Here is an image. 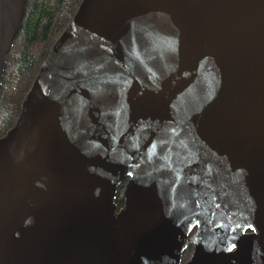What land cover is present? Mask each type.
Instances as JSON below:
<instances>
[{
  "label": "water",
  "instance_id": "1",
  "mask_svg": "<svg viewBox=\"0 0 264 264\" xmlns=\"http://www.w3.org/2000/svg\"><path fill=\"white\" fill-rule=\"evenodd\" d=\"M0 264H264V0H82L0 137Z\"/></svg>",
  "mask_w": 264,
  "mask_h": 264
},
{
  "label": "trees",
  "instance_id": "2",
  "mask_svg": "<svg viewBox=\"0 0 264 264\" xmlns=\"http://www.w3.org/2000/svg\"><path fill=\"white\" fill-rule=\"evenodd\" d=\"M81 2L82 0H28L22 28L8 55L4 74L0 94V137L15 126L23 101L42 64ZM116 203L119 210L124 205V197L120 192ZM191 252L190 247L182 262L189 258Z\"/></svg>",
  "mask_w": 264,
  "mask_h": 264
},
{
  "label": "flooded vegetation",
  "instance_id": "3",
  "mask_svg": "<svg viewBox=\"0 0 264 264\" xmlns=\"http://www.w3.org/2000/svg\"><path fill=\"white\" fill-rule=\"evenodd\" d=\"M192 248V250H193V246L191 247ZM192 253V252H191ZM191 253H190V256H191ZM190 256H189V258L188 259H186L184 262H182V263H185V262H187L189 259H190Z\"/></svg>",
  "mask_w": 264,
  "mask_h": 264
}]
</instances>
